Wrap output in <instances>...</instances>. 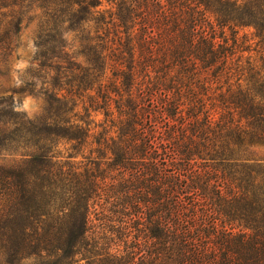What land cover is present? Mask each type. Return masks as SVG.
<instances>
[{"label":"trees","instance_id":"16d2710c","mask_svg":"<svg viewBox=\"0 0 264 264\" xmlns=\"http://www.w3.org/2000/svg\"><path fill=\"white\" fill-rule=\"evenodd\" d=\"M32 21L0 257L264 264V0H0V64Z\"/></svg>","mask_w":264,"mask_h":264},{"label":"rangeland","instance_id":"374dc122","mask_svg":"<svg viewBox=\"0 0 264 264\" xmlns=\"http://www.w3.org/2000/svg\"><path fill=\"white\" fill-rule=\"evenodd\" d=\"M36 33L35 22L23 24L20 32L16 35L13 53L8 60L0 64V96H8L11 89L18 87L26 77V70L35 53L34 37ZM16 108L33 115L39 112L42 102L39 98L27 94H14ZM264 156V149L258 153ZM10 158L0 157V165L8 164ZM0 264H7L0 257Z\"/></svg>","mask_w":264,"mask_h":264}]
</instances>
